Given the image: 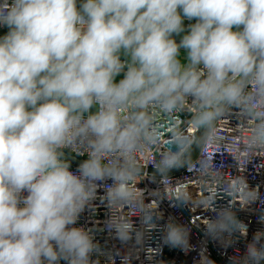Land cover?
Wrapping results in <instances>:
<instances>
[{"label":"clouds","instance_id":"9594fccd","mask_svg":"<svg viewBox=\"0 0 264 264\" xmlns=\"http://www.w3.org/2000/svg\"><path fill=\"white\" fill-rule=\"evenodd\" d=\"M0 28V264H100V255L116 264L95 230L78 226L98 199L123 245L159 228L164 245L192 250L188 227L158 224L164 199L214 213L205 235L225 247L236 233L247 238L234 202L264 205V196L243 174L225 179L219 153L194 163L192 149L220 145L217 123L240 112L252 124L236 148L243 159L232 157L238 170L264 153V0H0ZM189 108L187 126L163 139L155 115ZM150 146L163 189L146 203L136 157ZM179 169L209 178L207 194L173 184ZM199 264L215 261L201 252ZM234 264H264V231Z\"/></svg>","mask_w":264,"mask_h":264},{"label":"built area","instance_id":"2783aa9c","mask_svg":"<svg viewBox=\"0 0 264 264\" xmlns=\"http://www.w3.org/2000/svg\"><path fill=\"white\" fill-rule=\"evenodd\" d=\"M194 22V21H193ZM189 22L185 21V25ZM189 108L185 113H174L171 117L163 115H155V121L159 125L162 132V138L166 139L169 135L168 129L173 125L178 128H184L188 124L190 113ZM252 121H249L240 112H233L226 115L217 123L216 132L225 139L220 145L202 146L198 155L193 160L195 163L198 159L203 158L208 153H219L217 162L222 165L220 172L225 179L232 175L243 174L251 188H259V192L264 196V153H260L256 159L248 162L247 165L238 170L237 161L232 159L234 156H239L243 159V153H237L236 148L243 150V144ZM197 136L200 133H196ZM228 144H232L234 148L229 151ZM195 146V145H194ZM193 146V148H194ZM193 150V149H192ZM85 157H75L77 160H83ZM158 150L155 146H150L144 154H138L136 157L137 164L144 169V174L138 178V187L144 190L145 202H151L155 197L150 195L153 191L163 189L162 178L158 175L151 174L154 160H157ZM76 165L73 164L72 170L75 171ZM170 180L173 184L176 182L186 183L189 185L193 197L204 192L209 185V178L200 177L195 171L188 174L185 169H182L174 174H170ZM110 183V182H109ZM222 186V185H221ZM103 196V190L98 193ZM218 207L228 205V199L222 198V194L217 195ZM233 211L237 217L247 225L248 236L242 237L239 233L233 236V243L225 247L219 241H214L205 235V223L208 218H214V213L205 211L202 208L185 206L173 207L167 199H164L159 204V213L162 219L158 224L162 227L169 218H172L176 223L182 224L190 230V245L192 250L185 253L181 249L171 248L164 245L162 242L163 232L154 230L150 233H145L144 239L140 245L121 244L118 239L109 234L104 227V222L110 216V210L106 204L99 199L94 202L92 209H86L78 221V226L86 229H94L95 240L101 245L102 252H111L116 259V264H121L122 256L131 253L132 264H199L201 252L215 261V264H234L237 258H242L246 244L251 241L252 236L257 231H264V223L259 222V216L264 215V205L259 201L243 206L239 202H234ZM124 215L128 216L139 227L138 213L133 209H125ZM119 253V255H116ZM97 257H93L96 259ZM100 264H106L107 257L100 255ZM64 264V262H61Z\"/></svg>","mask_w":264,"mask_h":264},{"label":"water","instance_id":"95a60500","mask_svg":"<svg viewBox=\"0 0 264 264\" xmlns=\"http://www.w3.org/2000/svg\"><path fill=\"white\" fill-rule=\"evenodd\" d=\"M200 149H201V148H200ZM200 149L198 150V149L196 148V146H194V148H193V150H192V159H193V160H194V159L196 158V156L198 155ZM76 160H77V159H76ZM74 165H76V164L74 163ZM180 170H182V169L175 170V171H173V172L170 173V174H174V173H176V172H178V171H180ZM149 173L154 174V171H149Z\"/></svg>","mask_w":264,"mask_h":264},{"label":"crops","instance_id":"0c3cea01","mask_svg":"<svg viewBox=\"0 0 264 264\" xmlns=\"http://www.w3.org/2000/svg\"><path fill=\"white\" fill-rule=\"evenodd\" d=\"M7 32V29L6 28H0V35H3ZM177 40L180 39V37H176ZM184 55H186V53H184L183 50H181V56L183 57Z\"/></svg>","mask_w":264,"mask_h":264}]
</instances>
